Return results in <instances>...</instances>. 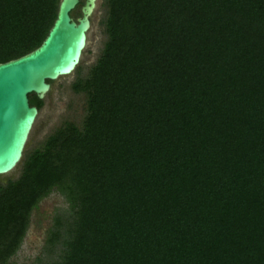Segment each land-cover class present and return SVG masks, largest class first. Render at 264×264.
Returning a JSON list of instances; mask_svg holds the SVG:
<instances>
[{
  "label": "trees",
  "instance_id": "trees-1",
  "mask_svg": "<svg viewBox=\"0 0 264 264\" xmlns=\"http://www.w3.org/2000/svg\"><path fill=\"white\" fill-rule=\"evenodd\" d=\"M58 1L0 0V63L41 43ZM103 5L99 55L70 84L80 125L0 184V264L53 190L67 212L40 264H264V0Z\"/></svg>",
  "mask_w": 264,
  "mask_h": 264
},
{
  "label": "water",
  "instance_id": "water-1",
  "mask_svg": "<svg viewBox=\"0 0 264 264\" xmlns=\"http://www.w3.org/2000/svg\"><path fill=\"white\" fill-rule=\"evenodd\" d=\"M96 0H83L80 18L69 13L78 0H59L55 17L41 43L32 51L0 63V176L20 163L23 148L38 110L27 95L41 100L49 82L73 72L85 45Z\"/></svg>",
  "mask_w": 264,
  "mask_h": 264
},
{
  "label": "rangeland",
  "instance_id": "rangeland-1",
  "mask_svg": "<svg viewBox=\"0 0 264 264\" xmlns=\"http://www.w3.org/2000/svg\"><path fill=\"white\" fill-rule=\"evenodd\" d=\"M105 11L103 0H96L89 17L90 25L78 65L69 75L49 82V91L41 99V106L27 136L22 158L24 153L38 147L44 137L62 122L80 125L85 114L84 96L74 94L70 84L76 77L84 76L99 55L105 39L102 26ZM21 161L10 173L0 176V184L17 177ZM66 212L67 203L56 191H51L41 199L30 213L25 234L9 264H40L56 258V252L60 247L57 245L54 251H49L45 241L54 219L62 217Z\"/></svg>",
  "mask_w": 264,
  "mask_h": 264
},
{
  "label": "flooded vegetation",
  "instance_id": "flooded-vegetation-1",
  "mask_svg": "<svg viewBox=\"0 0 264 264\" xmlns=\"http://www.w3.org/2000/svg\"><path fill=\"white\" fill-rule=\"evenodd\" d=\"M83 4V0H78V3L75 5L73 10L69 13V17L72 21H76V19L80 18V7ZM90 17V16H89ZM89 25H90V20L88 18ZM89 29V27H88Z\"/></svg>",
  "mask_w": 264,
  "mask_h": 264
},
{
  "label": "bare ground",
  "instance_id": "bare-ground-1",
  "mask_svg": "<svg viewBox=\"0 0 264 264\" xmlns=\"http://www.w3.org/2000/svg\"><path fill=\"white\" fill-rule=\"evenodd\" d=\"M88 30V29H87ZM87 32V31H86ZM85 46V45H84Z\"/></svg>",
  "mask_w": 264,
  "mask_h": 264
}]
</instances>
